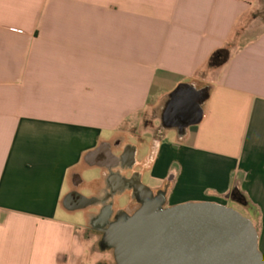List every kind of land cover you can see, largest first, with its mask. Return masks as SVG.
Here are the masks:
<instances>
[{"label": "crops", "instance_id": "obj_1", "mask_svg": "<svg viewBox=\"0 0 264 264\" xmlns=\"http://www.w3.org/2000/svg\"><path fill=\"white\" fill-rule=\"evenodd\" d=\"M182 83L208 98L180 137L162 113ZM113 183L237 202L264 258V0H0V264H89L61 212L100 206L65 198Z\"/></svg>", "mask_w": 264, "mask_h": 264}, {"label": "water", "instance_id": "obj_2", "mask_svg": "<svg viewBox=\"0 0 264 264\" xmlns=\"http://www.w3.org/2000/svg\"><path fill=\"white\" fill-rule=\"evenodd\" d=\"M207 98V88L178 85L162 125L182 137L202 120ZM140 189L141 206L106 223L104 241L114 249L115 264H264L254 222L234 208L210 201L164 207L163 194Z\"/></svg>", "mask_w": 264, "mask_h": 264}, {"label": "rangeland", "instance_id": "obj_3", "mask_svg": "<svg viewBox=\"0 0 264 264\" xmlns=\"http://www.w3.org/2000/svg\"><path fill=\"white\" fill-rule=\"evenodd\" d=\"M159 122H157L158 125ZM143 124H139V131H141ZM168 136L166 137V141H174L177 139V133L174 130H168ZM138 136H134L130 138V141L136 144L145 143V141L140 140L137 138ZM145 151L141 152L140 159H142ZM93 171L89 170L86 174L83 175V178L85 179V185H90L87 180L89 177H92ZM144 183L148 185L151 189H153L152 185L154 183L152 182V179L149 177L148 174L144 177ZM166 191V188L164 189ZM90 191V190H89ZM88 190H84V195L89 194ZM129 193H125L123 195H116L113 205V213L115 215H122L124 213L127 214H133L138 208H139V201L132 202L129 200ZM185 203H192V202H185ZM229 207L234 208L238 212H240L242 215H244L247 218H251L249 212L247 209L242 206L241 204L237 202H230L228 204ZM164 207H167L164 204ZM95 208L90 210H76L74 212L70 213H63L61 212V218L65 221L72 223L75 227L78 228V231L80 233V237L82 239V242L86 249V262L89 264H115V257H114V249L107 245V243L104 241V237L101 239V234L98 233L92 225L89 223L91 220L90 213L94 212ZM65 214V215H64ZM253 221V220H252ZM104 241L103 243H101Z\"/></svg>", "mask_w": 264, "mask_h": 264}, {"label": "flooded vegetation", "instance_id": "obj_4", "mask_svg": "<svg viewBox=\"0 0 264 264\" xmlns=\"http://www.w3.org/2000/svg\"><path fill=\"white\" fill-rule=\"evenodd\" d=\"M97 151H100L98 149ZM127 156V155H126ZM125 156V157H126ZM128 157V156H127ZM126 157V159H128ZM114 186L111 187V189H106L104 190L100 196H94L91 198H86L80 193H78L76 190H71L66 198L65 202L68 204L70 207L74 206H100V210L97 215H95L90 224L92 227L101 234V239L104 237L105 232L104 230L107 228V222L108 221H114L117 219L119 216L115 215L113 213V205H114V200L116 195H118V191H116V183H113ZM133 188H135V196L132 199V202L139 201V207L141 206V201L140 198H144L145 193L140 189V187H137L135 185H132ZM158 197V196H157ZM102 241L101 243H103Z\"/></svg>", "mask_w": 264, "mask_h": 264}, {"label": "trees", "instance_id": "obj_5", "mask_svg": "<svg viewBox=\"0 0 264 264\" xmlns=\"http://www.w3.org/2000/svg\"><path fill=\"white\" fill-rule=\"evenodd\" d=\"M227 57H228V51L226 49L218 50L210 58V65L218 66L222 64L224 61H226ZM233 196L235 197L236 200L240 201L241 203L245 202V199L240 192L235 190L233 192Z\"/></svg>", "mask_w": 264, "mask_h": 264}]
</instances>
